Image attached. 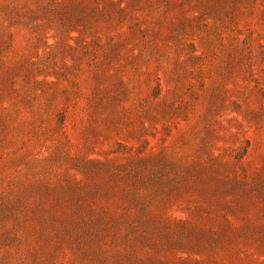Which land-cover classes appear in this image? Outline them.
Here are the masks:
<instances>
[{"label": "rangeland", "instance_id": "1", "mask_svg": "<svg viewBox=\"0 0 264 264\" xmlns=\"http://www.w3.org/2000/svg\"><path fill=\"white\" fill-rule=\"evenodd\" d=\"M0 264H264V0H0Z\"/></svg>", "mask_w": 264, "mask_h": 264}]
</instances>
